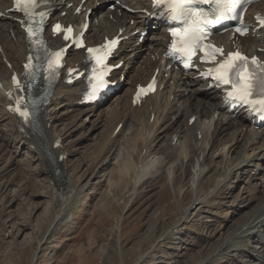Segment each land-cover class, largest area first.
Listing matches in <instances>:
<instances>
[{
    "label": "bare ground",
    "instance_id": "obj_1",
    "mask_svg": "<svg viewBox=\"0 0 264 264\" xmlns=\"http://www.w3.org/2000/svg\"><path fill=\"white\" fill-rule=\"evenodd\" d=\"M47 1L50 3L45 8L54 7L55 10L53 12H66V17L60 18L61 20L79 21L78 17H72L74 8L69 9L66 7L69 3H73L76 6L81 0ZM98 1L105 2L110 0ZM151 1L113 0L115 3L113 12L108 10L106 14L101 13L97 17L94 15L91 32L89 31L88 34L89 43H100L106 35H116L122 27H126L130 32L142 30L149 32L148 27L150 25L146 26V22H150L147 14L143 12L137 14L128 12L123 9V5L129 6L134 10L147 8L150 11ZM86 3L87 1L84 6ZM87 5L93 7L95 6V1L89 0ZM9 8L10 3L7 0H0V12L3 13L0 18V161L7 160L5 166L0 168V175H3V177L12 176L15 168H17L21 177L17 176V184L12 182L13 179L4 180L0 187V192L4 193L10 189V186L20 188L18 186L29 184L33 179L42 178L44 180L49 178L53 182L54 191L58 192L56 194L58 200L54 199V202L61 201L63 203L64 197L70 195L68 185L73 179L72 175L67 173L68 164H70L69 156L72 153V149L74 147L76 149V146L81 144L79 143L82 140L80 138L82 130L80 131V129L84 128V124L86 126L87 120L92 119L93 122L90 121V123L92 125L95 124L98 129L109 130L105 138L102 135L99 139L101 144L99 143L98 148L92 152L90 157L93 158L90 159V164L88 161H84L86 157H82L72 172L73 176L80 173L81 178H85L88 182L95 173L96 165H102L103 167L104 162L112 155L117 140L129 131H137L138 126H140V131L142 128L143 132V134L141 133L140 143L137 144L135 142L137 134L136 136L134 135L135 137L130 135L131 138L129 141L127 140L128 143L130 142L129 145L131 144L130 148L131 146L133 149L139 148L137 159L140 153L143 152L145 154L144 157L140 155V159H136V162H134L137 167L136 171L133 169L131 173V187L139 184L144 178H153L166 174L171 187L175 190L180 186L183 178L186 181L191 176L192 183L188 182L185 184L183 181L180 190L187 186L186 188L193 190V196L197 197L203 190V184L209 185L212 180H215L213 182L215 189L211 197L221 196L223 200L221 203L226 206V214L223 213L226 217L224 221L220 222L221 225L218 224L219 228H212L213 225L217 226L216 223H219V219L214 213H211L212 210L208 209L210 206H206L209 204L210 196H207L202 201H199V198H195L192 204V206H195L194 209L198 210V214L201 217L203 216V220L199 219L198 222L209 233H206L205 237L212 239L217 236L223 241L216 251V259L211 262L217 263L228 258L231 261L229 264H264V130L249 128L244 125L246 120L242 115L233 117L226 114L221 107L219 93L217 91H206V85L199 80H191L188 76L178 75V72L173 70L163 72V68L158 63L152 62L150 56L155 58L163 50L164 29L161 26L153 25L154 29L149 39L150 43L147 45L137 43L139 35L130 36V39L126 42L127 46L122 47L118 52V59L114 64H118L121 60L131 63L132 55L137 57L144 55L141 64L130 70L133 71V75L130 77V88H126L122 95H117L122 89L121 87L116 91L117 93L114 91L105 100L106 102L103 103L105 105L84 108L78 105V85L73 87L59 85L49 99L48 106L41 107L37 123L21 132L16 120L10 117L6 111V107L10 102L6 100L4 90L10 85L13 71L22 72L21 64L25 62L28 55V45L19 28L18 23L20 22H18L17 18L21 19V17L5 13ZM263 8L264 4L261 6V9ZM97 10L95 9V11ZM119 13H121V17ZM111 15H113L114 21L109 19ZM55 16L58 18V14ZM223 38L225 39V37ZM54 42L57 41L55 40ZM223 46L226 49L230 48L229 44H223ZM247 47L254 52L258 48L264 49V37L259 40L253 39ZM261 58L264 60V54L261 55ZM3 59L6 60V63H3ZM83 60V53L78 52H72L68 59L69 62L73 63H82ZM167 63L170 64V62ZM70 65L72 64L70 63ZM154 67L159 68V73L162 77L160 84H164L163 89L166 95L163 96L167 98V102L165 101L167 104L165 107L162 106L163 112L167 111L165 114L163 113L164 117L158 114L160 105L159 103L157 104V98L161 93L155 95V98L150 97L145 100L139 108H133L131 105V97L136 84L145 83L152 74L147 73L148 70L154 69ZM130 71L124 68L121 69V73L126 76ZM164 74H168L170 77H164ZM170 98L172 101H170ZM61 110L63 111L59 113ZM168 115L174 117L166 120ZM192 117L195 118V121L190 125L189 120ZM57 118L58 122L65 124L63 132L58 131L57 127L55 128L54 124ZM160 119L161 124L158 126ZM67 121H69L68 125L66 124ZM118 126L120 128L115 132ZM230 127L233 130L229 133V136H225L227 139L220 138ZM77 129L79 131L76 137H79V139L75 142L71 137L73 136L72 133ZM1 133L8 143L2 141ZM160 135L162 137L160 141L153 146V149L149 150V147L154 144ZM66 140H69L68 144H64ZM243 142H245L244 150L240 148L243 152L242 150L238 151L241 154L235 159L237 161L231 163L230 156L237 151L238 146ZM10 145L15 147L10 148ZM68 147L71 149L70 152H68ZM127 151L126 153L129 156L133 153L131 149L129 153ZM209 151L211 152L209 153ZM122 159L124 158L122 157ZM33 162H36L39 166L34 173L30 169V164ZM123 162H125L126 166H131L129 161L126 163L123 160ZM124 172H127V170ZM61 195L63 196L62 198L59 197ZM34 210L33 207L32 212ZM58 217L54 218L52 223L48 225L49 230L53 227L55 221L57 223ZM186 218H188L187 213L184 212V216L178 225L187 223ZM19 227H21V224L18 229H20ZM49 230L47 234L50 232ZM165 236H167L165 238L174 239V243L178 244V246L184 243L183 234L176 229Z\"/></svg>",
    "mask_w": 264,
    "mask_h": 264
},
{
    "label": "rangeland",
    "instance_id": "obj_2",
    "mask_svg": "<svg viewBox=\"0 0 264 264\" xmlns=\"http://www.w3.org/2000/svg\"><path fill=\"white\" fill-rule=\"evenodd\" d=\"M131 75H133V71H130L126 76L127 80L118 92V96L122 95L126 88H130ZM163 95L165 93L162 92L157 98V104L160 105L158 114L164 117L167 111L163 112V107L167 104L165 103L167 98L166 95ZM171 98L170 101H172ZM170 117L174 116L168 115L166 120H169ZM90 121L92 119H88L86 126L84 124V128L80 129L83 131L80 134L82 140L79 143L81 144L76 146V149L74 147L69 156L70 164H68L67 173L72 175L73 179L68 185L70 195L64 197L63 203L61 201L54 202L58 192L54 191L53 182L49 178L33 179L29 184H24L25 186L22 183L23 186H18L20 188L10 186V189L4 193L0 192V264H229L231 261L228 258L217 263L211 262L216 259V251L223 241L217 236L212 239L205 237L209 233L198 222L199 219L203 220V216L201 217L198 210L194 209L195 206H192L195 198L202 201L207 196L211 197L215 189L213 184L215 180H212L211 184L209 183L210 186L203 184V190L197 197L193 196V190L186 188L187 186L180 190L183 181L185 184L192 183L191 176L186 181L183 178L180 186L175 190L171 187L166 174L144 178L139 184L131 187V173L133 169L136 171L137 165L134 162H136L139 148L133 149L132 146L130 148L131 144L129 145L128 141L131 136L135 137L137 134L135 142L140 143L143 134L142 128L140 131V126L135 132L129 131L122 134V138L117 140L118 143L116 142L112 155L104 162L103 167L96 165L95 173L89 182L85 178H81L80 173L73 176L72 172L82 157H86L84 161H88L90 164V159L93 158L90 156L98 148L99 139L102 135L105 138L109 131L108 129H98ZM66 124L68 125L69 121ZM160 124L161 119L158 126ZM54 125L58 131L63 132L65 129V124L58 122V118ZM91 126H93L92 129ZM229 129L220 138L226 140L225 136H229L233 130L232 127ZM76 131L72 133L71 137L75 142L79 139L76 137L79 129ZM161 138L160 135L149 147V150L153 149V146L157 145ZM2 141L8 143L3 134ZM68 142L69 140H66L64 144H68ZM126 144L129 145V148ZM12 147L15 146L10 145V148ZM244 147L245 142L238 146L237 153L234 152L230 156L231 163L237 161L235 159L241 154L238 151L244 150ZM130 149L133 153L129 156L126 150L129 153ZM70 151L71 149L68 147V152ZM140 155L145 156L142 152L138 159H140ZM123 160L126 163L129 161L131 166H126ZM6 161V159L3 162L0 161V168L5 166ZM98 161L100 162V160ZM126 167L128 168L126 169ZM38 168L36 162L30 164L32 173ZM125 170L127 172H124ZM19 173L15 168L12 176L3 177L0 175V187L3 181L8 178L9 180L13 179L12 182L17 184L16 180L18 181V177H21ZM73 185H75V189ZM55 190L57 189L55 188ZM224 193L226 194V192ZM215 197H211L206 206H210L208 209L212 210L211 213H214L219 219V223H216L217 226L213 225L212 227L218 229L221 225L220 222L225 220L226 206L221 203L223 202L221 196L216 195ZM33 207L35 210L32 212ZM184 212L187 213V223L178 225ZM180 216L182 217L180 218ZM56 217H58L57 223L55 221L45 238L49 230L48 225ZM20 224L21 230L18 229ZM175 229L183 234L184 243L179 245L180 247L174 243V239L165 238L167 237L165 235ZM141 255H144L143 258Z\"/></svg>",
    "mask_w": 264,
    "mask_h": 264
},
{
    "label": "snow or ice",
    "instance_id": "obj_3",
    "mask_svg": "<svg viewBox=\"0 0 264 264\" xmlns=\"http://www.w3.org/2000/svg\"><path fill=\"white\" fill-rule=\"evenodd\" d=\"M154 2L157 6L166 4L169 18L179 22L181 25L171 29L172 41L169 45V52H179L183 55L185 57L183 65L185 68L191 66V60L197 51L203 53L201 62H214L217 54H223L222 49L203 43L207 35L206 26L216 25L229 19H236L238 10L243 7V0H154ZM202 4L208 5V9L205 10L199 7ZM16 5L17 9L22 11L26 18L25 30L29 40L43 48V41L38 37L43 30L42 25L46 14L34 12V9L38 6L37 0H16ZM36 16H39L38 20L35 19ZM258 21L264 27V18H258ZM60 30L61 26L59 24L53 27L54 33ZM236 31L241 32L242 30L237 28ZM71 34L72 28L69 26L65 31L64 40L72 39L77 48H82L84 46L83 41L80 38L73 39ZM116 44L117 41L112 40L103 46L87 49L88 58L94 62L92 75L89 77L87 98H93L106 86L105 76L110 69L105 61L110 55L112 47ZM63 51L61 49L60 51L49 53L45 50V59H47L45 71L49 75L55 74L56 70L61 67ZM32 68V57H29L28 63L25 64L26 73L31 75ZM36 68L39 70L38 65ZM73 71V69H69V75ZM207 75L211 76L219 85L230 87V91L227 92L229 99L247 105L251 110L264 115V64H260L255 57L249 60L247 56L239 52H230L226 59L214 68H210ZM12 80L14 85L20 86L15 76L12 77ZM152 90H154V81L147 88H141L137 93V97ZM23 99V97H19L16 101V107L12 110L21 117L28 119V110H21L20 107Z\"/></svg>",
    "mask_w": 264,
    "mask_h": 264
},
{
    "label": "water",
    "instance_id": "obj_4",
    "mask_svg": "<svg viewBox=\"0 0 264 264\" xmlns=\"http://www.w3.org/2000/svg\"><path fill=\"white\" fill-rule=\"evenodd\" d=\"M51 229H52V227H51ZM51 229H50L49 231H51ZM48 234H49V233H48ZM48 234H47V235H48ZM47 235H45V238L47 237ZM37 253H38V252H37ZM37 253H36V254H37Z\"/></svg>",
    "mask_w": 264,
    "mask_h": 264
}]
</instances>
